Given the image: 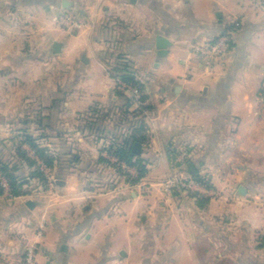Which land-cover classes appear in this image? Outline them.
<instances>
[{"label":"crops","instance_id":"crops-1","mask_svg":"<svg viewBox=\"0 0 264 264\" xmlns=\"http://www.w3.org/2000/svg\"><path fill=\"white\" fill-rule=\"evenodd\" d=\"M65 12L85 26L71 34ZM235 18L231 58L209 72L193 46ZM125 74L144 99L117 88ZM263 75L264 0H0V141L32 134L56 157L54 184L24 161L25 192L0 191L1 264L30 244L39 264H264ZM115 130L147 138L138 182L107 160ZM196 174L211 187L166 190Z\"/></svg>","mask_w":264,"mask_h":264},{"label":"built area","instance_id":"built-area-1","mask_svg":"<svg viewBox=\"0 0 264 264\" xmlns=\"http://www.w3.org/2000/svg\"><path fill=\"white\" fill-rule=\"evenodd\" d=\"M59 22L64 28H68L70 30H80L85 26V22L81 20L79 17L70 12H65L59 16ZM235 26H238L240 23L235 21ZM230 32L224 33L223 35L218 36L215 40L207 43H201L195 48V51L198 55L202 56V62L205 68L209 71L214 70L215 63H218L222 56L228 52L231 45V37L229 35ZM117 88L125 93H130L135 99H140L142 92L139 86L134 85L127 79L119 76L117 78ZM264 89V87H263ZM264 94V92H263ZM109 145V144H108ZM190 154V152H189ZM188 151H184L181 155H178L174 158V164L179 165L183 164L186 159L185 157L189 156ZM106 155L113 162L117 163L119 169H123L124 171H129L131 165L128 164L125 160H120L118 156L111 154L108 152V148L106 147ZM37 165L40 171L43 172L46 181L50 184H54L56 179L54 178L50 167L41 159L37 158ZM137 169V167H136ZM138 169L137 175L138 176ZM142 179V178H141ZM140 179V180H141ZM0 181L1 185L7 190H10L9 181L6 176L0 171ZM207 187L204 183L192 179L186 178L181 175L178 176H170L166 180V190L169 192H173L176 189H184V190H195V187ZM141 190L149 192L151 185L147 182H142L140 184ZM210 188V187H207ZM211 195L216 196L217 192L210 189ZM36 245L30 244L27 246L25 253L23 255L22 264H39L37 261V251ZM1 261V258H0Z\"/></svg>","mask_w":264,"mask_h":264},{"label":"trees","instance_id":"trees-1","mask_svg":"<svg viewBox=\"0 0 264 264\" xmlns=\"http://www.w3.org/2000/svg\"><path fill=\"white\" fill-rule=\"evenodd\" d=\"M124 78L133 83L134 85L142 88L141 84L138 83L134 78L129 77L127 74L124 75ZM145 96L141 95V99H144ZM96 112V111H94ZM94 114V113H93ZM143 123L141 124V131H143ZM116 132V130H115ZM109 138H115V141L109 145L108 152L114 154L119 157L120 160H125L131 166H136L139 173L136 177H131L127 174V177L132 182H138L145 175L147 167L144 161L137 157L136 154H133L132 145L135 141L145 142L147 139L145 134H141L139 137H133L130 139L129 137L125 138L124 132H116L114 134L108 133ZM25 142H27L31 148L35 151L37 157L43 160L48 166L53 167L56 161V157L50 154L48 148L42 146L39 142H37V137H34L32 134H24ZM114 140V139H113ZM131 140L133 142H131ZM8 145L4 141H0V171L6 176L9 181V185L11 187V193L13 195L23 194L25 191L22 189L24 184V173H23V162L25 161L29 166L35 167L34 170L30 173L32 177L38 178L42 182H46L43 172L39 170L37 165V159L32 158L28 155V152L22 148L21 144L16 146V150L13 153L6 148ZM116 146V147H114ZM17 155V156H16ZM16 156V157H15ZM121 169H119L120 171ZM194 179L204 183L207 187H211L208 179L201 175L196 174L193 177ZM0 191H4L1 181H0Z\"/></svg>","mask_w":264,"mask_h":264},{"label":"rangeland","instance_id":"rangeland-1","mask_svg":"<svg viewBox=\"0 0 264 264\" xmlns=\"http://www.w3.org/2000/svg\"><path fill=\"white\" fill-rule=\"evenodd\" d=\"M75 15V14H74ZM237 18H235V21H237L236 20ZM59 21V20H58ZM235 21H234V23H235ZM233 23V24H234ZM64 29H66L67 31H69L71 34H74V33H76V32H79L80 30H76V31H74V30H70V29H68V28H64ZM238 29H237V26H235L234 28H231V29H226V30H224L222 33H220L219 35H217L214 39H212V40H207V41H204V42H200V43H197V44H195L194 46H193V48H194V50H195V48L198 46V45H200L201 43H207V42H211V41H213V40H215L218 36H220V35H223L224 33H227V32H230L229 33V35H230V39H231V45H230V49L228 50V52L226 53V54H224L223 56H222V58L220 59V61L218 62V63H215V65H214V70H212V71H210L209 70V72H216V71H218L219 69H223L224 68V66H225V63H226V60H228L229 58H231V50H232V48H233V32H236ZM196 52V51H195ZM197 54V53H196ZM198 55V54H197ZM198 57L200 58V60L202 61V56H200V55H198ZM205 67V66H204ZM263 87H264V75H263V79H262V82H261V85H260V87H259V97L262 99V102L264 103V94H263V92H264V89H263ZM23 139V141H22V144L24 145V138H22ZM18 143H20V142H18ZM18 143H16V144H14V146L12 147V146H7L6 148H8V150L9 151H12L13 149L14 150H16V146L18 145ZM22 144H21V146H22ZM16 157V156H15ZM107 160H108V162H109V158H107ZM112 165L116 168V169H118V171H119V167H118V164L117 163H112ZM38 165H36V167H37ZM122 171H123V169H121ZM120 170V171H121ZM119 171V172H120ZM137 175V174H136ZM45 178V177H44ZM45 181H46V178H45ZM109 184V183H108ZM109 186V185H108ZM3 187V186H2ZM3 189H4V191H7L4 187H3ZM181 189V188H180ZM180 189H178V190H180ZM8 192V194H9V197H11V195H13L12 193H11V187H10V190L9 191H7ZM141 192L142 193H147L146 191H142L141 190ZM218 195H220V193H219V191L217 192V195L216 196H218ZM22 261H23V257H22V260H21V262H20V264H22ZM1 262L2 261H0V264H1Z\"/></svg>","mask_w":264,"mask_h":264},{"label":"water","instance_id":"water-1","mask_svg":"<svg viewBox=\"0 0 264 264\" xmlns=\"http://www.w3.org/2000/svg\"><path fill=\"white\" fill-rule=\"evenodd\" d=\"M134 1V0H133ZM219 16H221V14H219ZM172 44V41L170 39H168L166 36L164 35H158L156 38V46L158 48V54L160 56H165L168 53V47ZM54 49L55 51H59L60 49V43L59 42H55L54 44ZM133 150V154H139L143 151V145L141 142H135L133 144L132 147ZM240 192L242 194H244L246 192V188L244 186L240 187ZM28 204L33 206V201H28Z\"/></svg>","mask_w":264,"mask_h":264}]
</instances>
